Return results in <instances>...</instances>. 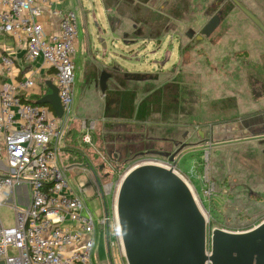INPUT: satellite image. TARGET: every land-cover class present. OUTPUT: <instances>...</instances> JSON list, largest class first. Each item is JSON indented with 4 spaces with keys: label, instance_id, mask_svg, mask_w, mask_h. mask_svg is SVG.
<instances>
[{
    "label": "rangeland",
    "instance_id": "1",
    "mask_svg": "<svg viewBox=\"0 0 264 264\" xmlns=\"http://www.w3.org/2000/svg\"><path fill=\"white\" fill-rule=\"evenodd\" d=\"M68 1L77 13L80 49L73 128L59 153L63 167L105 163L112 170L119 162L110 180L116 186L139 158L173 153L182 142L186 148L198 145L202 134L213 144L264 134V122L249 123L253 114L264 111V35L245 14L225 21L228 32L216 29L200 39L201 25L209 19L198 14L214 0H189L195 6L194 18L186 0H179L176 15L173 0ZM244 2L264 22V0H256V7ZM186 22H194L196 38L186 35L191 28ZM103 72L110 74L105 92L100 84ZM45 84L44 77L35 75V88L47 91ZM242 112V120H232ZM84 120L95 123L88 146L81 143ZM74 131L77 144L70 143ZM206 154L217 196L209 211L203 209L221 212L220 219L232 225L264 214V140L184 155L177 167L199 194ZM67 174L75 188L77 183L88 187L85 202L96 224L93 264H109L97 257L103 209L91 188V174L82 167ZM108 198L111 211V195ZM0 216L5 227L14 226L11 208L1 207ZM111 217L114 264H124L118 226Z\"/></svg>",
    "mask_w": 264,
    "mask_h": 264
},
{
    "label": "built area",
    "instance_id": "2",
    "mask_svg": "<svg viewBox=\"0 0 264 264\" xmlns=\"http://www.w3.org/2000/svg\"><path fill=\"white\" fill-rule=\"evenodd\" d=\"M0 28L24 44L25 61L31 66L22 80L0 87V160L5 159L8 166L0 171V206L11 208L15 221L13 227H5L0 216V260L5 264H93L96 224L85 202L88 188L85 183H77L75 188L67 174L84 164L65 168L59 154L74 123L80 40L76 10L68 0H0ZM2 61L7 75L13 77L18 72L16 61L10 56H3ZM42 71L58 88L61 118L49 105L35 103L50 92L46 84L48 90L35 100L25 96L35 87V75ZM81 129V143L91 145L95 123L84 120ZM207 157L201 194L178 167L175 169L190 183L202 208L209 211L217 195ZM122 178L116 186H104L105 193L111 194L110 217L115 220ZM24 186L31 199L28 205L19 206L16 192ZM104 221L99 218L100 224Z\"/></svg>",
    "mask_w": 264,
    "mask_h": 264
},
{
    "label": "water",
    "instance_id": "3",
    "mask_svg": "<svg viewBox=\"0 0 264 264\" xmlns=\"http://www.w3.org/2000/svg\"><path fill=\"white\" fill-rule=\"evenodd\" d=\"M235 2L264 35V22L244 5ZM219 24L220 19L215 16L198 37H210ZM109 78V73L101 74L100 84L103 92L107 89ZM46 86L50 92L35 103L49 105L61 118L63 108L58 88L52 80H47ZM201 138L200 144L187 147L176 158L170 157L169 162L173 164L171 168L149 162L134 165L124 174L116 194L115 216L128 264H207L208 261L211 264H219L217 252L229 255L241 248L248 250L246 257L230 256V264H251L246 258L252 252V247L256 245L264 251V224L246 234L214 229L213 252L208 257V220L192 186L175 169L187 153L260 141L264 140V134L216 144L207 143L204 134ZM0 264L5 263L0 260ZM258 264H262L261 261Z\"/></svg>",
    "mask_w": 264,
    "mask_h": 264
},
{
    "label": "flooded vegetation",
    "instance_id": "4",
    "mask_svg": "<svg viewBox=\"0 0 264 264\" xmlns=\"http://www.w3.org/2000/svg\"><path fill=\"white\" fill-rule=\"evenodd\" d=\"M235 1H238L239 3L244 5L246 8H248V5L244 2L245 0H235ZM235 1L234 0H214L211 4L202 6L201 11L198 14V17L204 18L206 15L209 20L204 25H201V28H200L201 31H200V34H198V35H201L203 28L215 16H218L220 19V24H219V27L217 28L216 31L223 30V33L228 32V28L225 26V24H226L225 21L229 20L232 16H235L238 13L244 15V13L240 10V8L237 6ZM246 1L249 2V4L253 7L257 6L256 0H246ZM173 3H174V7H173L174 12L176 15L177 14V7L180 6V1L179 0H173ZM185 5H187V9L191 11L192 17L194 18L195 6L193 5V2L186 0ZM262 5L264 6V4H262ZM197 12H199V11H197ZM193 24H194V22L191 25L187 24V22H186V25L191 26V28H189L186 35L188 37H189V35H191L192 38H196L198 35H196V33H195V28H194ZM112 30L116 34V28L112 27ZM232 31H233V29L230 32H232ZM205 37L206 36H204V38ZM79 49H80V40H79ZM186 145L187 144L185 142H182L179 145H177V151H175L173 153H169V154L167 153L166 155H163L164 154L163 152H157L156 153L157 155L143 156L146 158H143V157L139 158V160H138L139 162L136 165H138V164L140 165L142 163L156 162L157 164H160L162 166L167 165L168 168H171V167H173V164L171 162H169V158L170 157H174V158L178 157V155L184 149H186ZM113 163H114V161H113ZM74 164H82V163H74ZM115 164L117 165V164H119V162H115L114 165H111L112 170H109L108 165L105 163L99 164L97 166L90 165V164H84L85 171L89 172L91 174V177H92L91 188H93V191L95 192L94 195L99 198L100 203L102 205L101 207L103 209V214L100 216V219L101 220L105 219V221H104V223L103 222L101 223L103 229H102L101 234H100L101 240H100V245L98 247V250H99V252L101 251V249L104 250V258L101 260H103V261L107 260L109 264H114L113 250L112 249H113L115 241H114V237L112 234V225H111L112 222H111V217H110L109 198H108V196H110L111 194L105 193L104 186L112 183V182H110V180L113 178V176L116 173ZM124 169H125V167H124ZM213 183L215 184L214 181H213ZM215 189H216V187H215ZM111 192H113V189L111 190ZM252 195H254V194H252ZM254 197L257 198L258 196H254ZM203 212H204V214L208 220L207 234H206V253H207L208 257H210V255L213 252L212 238H213V230L214 229H219V230H223L225 232L234 233V234H246V233H249V232H252V231L258 229L259 227H261L264 224V214H262L259 217L253 218L250 221H249V218L246 217L249 222L246 223V221H245V222H243V224L232 225L229 223V221L226 218L222 217L223 219H220V216L222 214L221 212L218 213L216 211L217 215H214L212 212L208 213L204 209H203ZM225 212H226V210L223 211V214H225ZM241 218H243V216H241ZM117 233H118L119 243L121 245V250L123 253L122 261L124 262V264H128L126 256L123 252L121 235H120L119 229H117ZM263 239H264V236H263ZM247 254H248V250L246 248H241L238 251L231 252V254H229V255L228 254L224 255V254H222V252H221V254H219L217 252L216 257H217L219 264H230V260H229L230 256L239 258L241 256L246 257ZM246 259H247V262H250L251 264H258L259 261H261V263L264 264V261H263L264 251H263V249L259 248L256 245L253 246L252 252L249 254V256ZM207 264H211V262L208 261Z\"/></svg>",
    "mask_w": 264,
    "mask_h": 264
},
{
    "label": "crops",
    "instance_id": "5",
    "mask_svg": "<svg viewBox=\"0 0 264 264\" xmlns=\"http://www.w3.org/2000/svg\"><path fill=\"white\" fill-rule=\"evenodd\" d=\"M25 53H26V50H25L24 44L16 40L13 36L3 33L0 28V87L5 82L15 84L18 81L22 80L23 77L28 75L31 66L25 61ZM3 56L12 57L17 63L18 72H16V74L13 77H10L7 75V72L5 70V67L2 61ZM256 67H259V66L257 65ZM39 75L44 77L45 81L50 79V75L46 73L45 71H42L41 74ZM41 92L45 93V91L41 90V88L34 87L31 90V92L29 94H26L25 96L30 101H33L38 96V94H40ZM260 103H262V101L258 102V104ZM253 113L246 112L244 115L253 114ZM242 119H243V112L241 113V116H237L235 119H232V120H242ZM258 121L264 122V111L258 112L255 115L253 114V116L250 117L249 123H257ZM240 139H243V138H240ZM234 140H237V139H234ZM70 143H71V139H70ZM2 146H3V137L0 134V148H2ZM66 148L69 149V146L67 145ZM4 169H8V166L5 162V159H2L0 160V171ZM16 193H17V196L15 200L19 206H25L29 204L31 195H30V190L27 186L18 188ZM1 207L3 206H0V208ZM97 257L99 259L104 258L103 249H101L100 252L99 250H97Z\"/></svg>",
    "mask_w": 264,
    "mask_h": 264
},
{
    "label": "trees",
    "instance_id": "6",
    "mask_svg": "<svg viewBox=\"0 0 264 264\" xmlns=\"http://www.w3.org/2000/svg\"><path fill=\"white\" fill-rule=\"evenodd\" d=\"M72 132H73V131H72ZM71 143H76V144H77L76 133H75V131H74V134H73V136H72Z\"/></svg>",
    "mask_w": 264,
    "mask_h": 264
}]
</instances>
